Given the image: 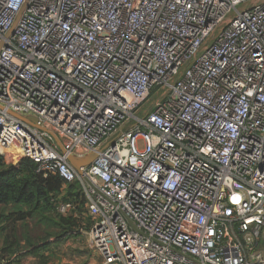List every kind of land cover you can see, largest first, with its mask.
I'll return each instance as SVG.
<instances>
[{
    "label": "built area",
    "instance_id": "1",
    "mask_svg": "<svg viewBox=\"0 0 264 264\" xmlns=\"http://www.w3.org/2000/svg\"><path fill=\"white\" fill-rule=\"evenodd\" d=\"M0 154L103 264H264V0H0Z\"/></svg>",
    "mask_w": 264,
    "mask_h": 264
},
{
    "label": "rangeland",
    "instance_id": "2",
    "mask_svg": "<svg viewBox=\"0 0 264 264\" xmlns=\"http://www.w3.org/2000/svg\"><path fill=\"white\" fill-rule=\"evenodd\" d=\"M5 156L9 162L17 160L14 155ZM77 189L78 185H65L53 194L55 202L43 203L39 209L13 205L0 209V213L21 210L20 214H28L20 220H10V215L5 214L7 219L0 220V228H4L0 235V264L2 255L4 264H103L102 257L89 246L87 231L92 221L86 198ZM70 194H74L70 197L73 203L67 201ZM56 202H69L70 209L61 212ZM74 219L76 225H71ZM36 249L40 254L34 255Z\"/></svg>",
    "mask_w": 264,
    "mask_h": 264
},
{
    "label": "trees",
    "instance_id": "3",
    "mask_svg": "<svg viewBox=\"0 0 264 264\" xmlns=\"http://www.w3.org/2000/svg\"><path fill=\"white\" fill-rule=\"evenodd\" d=\"M65 185H70L72 187L78 185L77 192L80 193L79 184H66L65 181L55 173H51L45 177L38 171V165L28 158H19L9 162L6 156L0 154V205L11 204L15 207L30 206L39 209L43 203L55 202L56 200L53 198V194L59 192ZM73 195L74 194H70L67 201L73 203L70 199V197H74ZM60 203L61 202H56V204ZM20 211L21 210H17L14 212L12 210L8 213L3 211L4 213L1 215L0 220L7 219L8 214L10 215H8V219L10 220L15 217L16 220L25 219L28 214H20ZM71 225H76L75 219ZM3 229L4 228H0L1 231H3ZM3 250L5 251L6 248ZM38 254H40V249L34 251V255Z\"/></svg>",
    "mask_w": 264,
    "mask_h": 264
},
{
    "label": "water",
    "instance_id": "4",
    "mask_svg": "<svg viewBox=\"0 0 264 264\" xmlns=\"http://www.w3.org/2000/svg\"><path fill=\"white\" fill-rule=\"evenodd\" d=\"M14 114V113H13ZM16 117H18L19 119L27 122V123H31V124H35L37 125L38 127L39 124L37 122V120L33 117H24V116H21V115H18V114H14ZM42 128V127H41ZM43 130H45L44 128H42ZM55 141L57 142L58 146L60 147V149L62 150V152H66V149L65 147L63 146L61 140L59 139V137L57 135H54L52 134ZM96 157V154L95 153H92L86 157H83V158H79V157H76V156H72V155H69L68 156V159L69 161L71 162V164L79 171L81 172V168L84 167V166H87L89 165L93 159Z\"/></svg>",
    "mask_w": 264,
    "mask_h": 264
},
{
    "label": "crops",
    "instance_id": "5",
    "mask_svg": "<svg viewBox=\"0 0 264 264\" xmlns=\"http://www.w3.org/2000/svg\"><path fill=\"white\" fill-rule=\"evenodd\" d=\"M11 205V204H10ZM6 205H0V209H2L3 207H5ZM4 212L0 213V216L3 214ZM3 233V231L0 230V235ZM1 245V243H0ZM1 262L4 264L6 263V259L4 258V256L2 255V258H1Z\"/></svg>",
    "mask_w": 264,
    "mask_h": 264
}]
</instances>
